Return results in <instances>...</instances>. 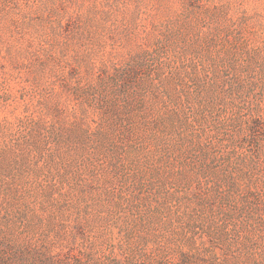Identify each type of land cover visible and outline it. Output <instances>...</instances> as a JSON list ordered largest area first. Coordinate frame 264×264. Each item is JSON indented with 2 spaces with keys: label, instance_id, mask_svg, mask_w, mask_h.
Returning a JSON list of instances; mask_svg holds the SVG:
<instances>
[{
  "label": "rangeland",
  "instance_id": "1",
  "mask_svg": "<svg viewBox=\"0 0 264 264\" xmlns=\"http://www.w3.org/2000/svg\"><path fill=\"white\" fill-rule=\"evenodd\" d=\"M134 242L264 264V0H0V258Z\"/></svg>",
  "mask_w": 264,
  "mask_h": 264
},
{
  "label": "trees",
  "instance_id": "2",
  "mask_svg": "<svg viewBox=\"0 0 264 264\" xmlns=\"http://www.w3.org/2000/svg\"><path fill=\"white\" fill-rule=\"evenodd\" d=\"M144 242L128 243L124 248L120 249V252L115 253L112 251L103 260H93L91 264H213L207 263L203 259H192L189 253H179L180 259L177 263H173L170 257L159 256L158 247L153 245L150 250ZM0 264H6L4 259L0 258ZM73 264H84L81 260L74 259Z\"/></svg>",
  "mask_w": 264,
  "mask_h": 264
}]
</instances>
